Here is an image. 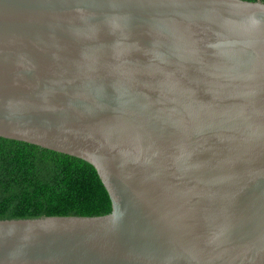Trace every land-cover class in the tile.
I'll list each match as a JSON object with an SVG mask.
<instances>
[{"label": "water", "instance_id": "obj_1", "mask_svg": "<svg viewBox=\"0 0 264 264\" xmlns=\"http://www.w3.org/2000/svg\"><path fill=\"white\" fill-rule=\"evenodd\" d=\"M0 138L112 204L0 220V264H264V3L0 0Z\"/></svg>", "mask_w": 264, "mask_h": 264}, {"label": "trees", "instance_id": "obj_2", "mask_svg": "<svg viewBox=\"0 0 264 264\" xmlns=\"http://www.w3.org/2000/svg\"><path fill=\"white\" fill-rule=\"evenodd\" d=\"M111 211L110 197L89 163L0 138V220L102 216Z\"/></svg>", "mask_w": 264, "mask_h": 264}]
</instances>
